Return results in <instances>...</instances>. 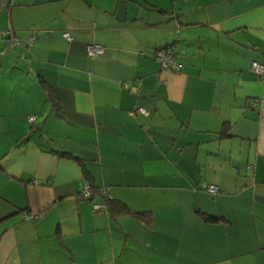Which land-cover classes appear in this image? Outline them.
<instances>
[{
    "label": "crops",
    "instance_id": "0c3cea01",
    "mask_svg": "<svg viewBox=\"0 0 264 264\" xmlns=\"http://www.w3.org/2000/svg\"><path fill=\"white\" fill-rule=\"evenodd\" d=\"M254 61L264 0H0V264H264Z\"/></svg>",
    "mask_w": 264,
    "mask_h": 264
},
{
    "label": "built area",
    "instance_id": "2783aa9c",
    "mask_svg": "<svg viewBox=\"0 0 264 264\" xmlns=\"http://www.w3.org/2000/svg\"><path fill=\"white\" fill-rule=\"evenodd\" d=\"M64 36L69 40L71 39V37H69L68 33H65ZM104 52H105V48L102 47L101 45L97 44V43H91L87 46V54L90 57L101 55ZM155 56L159 60V63H160L162 68H167V69L174 70V71L180 70L181 64L175 58V51L173 48L170 47V48H166V49H159L156 51ZM252 67H253L254 71L256 73H258L259 75H262L264 73V66L261 65L260 63L254 61L252 63ZM135 112L143 114V115H147V111L143 107H138L135 110ZM34 118L35 117H33V116L29 117V121L30 122L34 121ZM202 188L211 194H215L219 190L218 187L215 185H206L205 184L202 186ZM93 193H94V190L90 186L86 185L85 187H83L80 190L77 197H78V199L90 200V199H92ZM99 193L107 195L105 189H102V188L99 189ZM92 204H93V210L94 211L106 209V205L104 204V202H93Z\"/></svg>",
    "mask_w": 264,
    "mask_h": 264
},
{
    "label": "trees",
    "instance_id": "16d2710c",
    "mask_svg": "<svg viewBox=\"0 0 264 264\" xmlns=\"http://www.w3.org/2000/svg\"><path fill=\"white\" fill-rule=\"evenodd\" d=\"M229 129L230 128L228 126L224 125V127H222V130L220 132L221 136H228L229 135V133H228ZM206 185H210V184H206ZM204 191H206V190H204ZM218 191H217V193H218ZM95 192L99 194V189H95ZM206 193H208V192L206 191ZM208 194H211V193H208ZM102 195H104V194H102ZM211 195H214V194H211ZM103 199H104V201H102V202H104L106 207L111 209L112 211L124 212V211L128 210L127 206L124 203L117 201V200H114V199H111V197L108 195L103 196ZM203 217H204V220L207 219L208 221H211V222H217L220 220V217H216V216H207V217L203 216Z\"/></svg>",
    "mask_w": 264,
    "mask_h": 264
}]
</instances>
